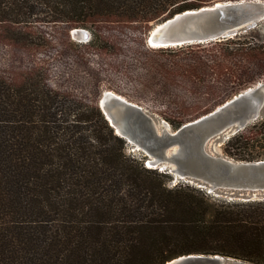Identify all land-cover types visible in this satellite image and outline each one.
I'll return each mask as SVG.
<instances>
[{"label": "trees", "instance_id": "1", "mask_svg": "<svg viewBox=\"0 0 264 264\" xmlns=\"http://www.w3.org/2000/svg\"><path fill=\"white\" fill-rule=\"evenodd\" d=\"M214 1L0 0V264H162L190 253L264 264V199L168 185L125 153L97 103L106 81L178 127L232 98L234 75L233 93L256 84L264 48L241 33L147 44L151 22ZM73 28L92 36L77 41ZM224 153L264 154V117L230 135Z\"/></svg>", "mask_w": 264, "mask_h": 264}, {"label": "water", "instance_id": "2", "mask_svg": "<svg viewBox=\"0 0 264 264\" xmlns=\"http://www.w3.org/2000/svg\"><path fill=\"white\" fill-rule=\"evenodd\" d=\"M264 19V0H217L176 12L147 32L151 47H167L231 37L241 28ZM71 36L86 41L90 33L73 28ZM98 106L114 131L126 140L151 150L158 162L178 170L208 190L229 188V199H264V158L241 160L219 152L216 146L249 123L264 117V81L248 86L213 110L175 129L157 114L110 90ZM219 194V193H217ZM162 264H255L219 254L190 253Z\"/></svg>", "mask_w": 264, "mask_h": 264}, {"label": "rangeland", "instance_id": "3", "mask_svg": "<svg viewBox=\"0 0 264 264\" xmlns=\"http://www.w3.org/2000/svg\"><path fill=\"white\" fill-rule=\"evenodd\" d=\"M155 23H158V22H151V27L150 29L153 27V25ZM84 29H87V28H84ZM90 33V37L86 40L88 41L91 36H92V32L90 29H87ZM149 31V30H148ZM147 31V32H148ZM238 33H241V38H244L246 37L247 39L249 40H253V44L257 46V50L259 49H263L264 48V19L257 22L256 24H254L253 26L251 27H247V28H241ZM147 35V34H146ZM77 40V39H75ZM78 41V40H77ZM86 41H82V42H86ZM254 56V55H253ZM241 57H238L237 59H234L233 61H237L239 60ZM214 57H212L209 61H214ZM227 61H230L232 62L231 58L230 60H224L222 61L221 63L224 65V66H229V63L230 62H227ZM207 62V58L205 57V61H204V64H206ZM214 63V62H213ZM253 65H257L256 63V60L254 59L253 60ZM233 66V65H232ZM256 67H254L255 69ZM253 69V73L252 74H256V70ZM264 72V71H263ZM234 79V83H233V86L235 85V87L239 86L240 84V81H239V77L234 75V77L232 78ZM258 81H264V74L263 76L260 78H258ZM257 81V82H258ZM103 84L101 86V93H100V96L101 94L106 91V90H110V91H113L115 93H118L120 94L121 96L125 97L127 100L129 101H132V102H135L133 100H131L130 98L122 95L121 93H119L118 91H116L115 89L113 88H110L107 86V82L104 81ZM231 87L229 90V92L232 94L231 96H234L235 94H237L238 92H235L233 93L232 90H234L235 87ZM100 98V97H99ZM98 98V100H99ZM231 98V97H230ZM228 98V99H230ZM227 99V100H228ZM98 100H97V103H98ZM226 101V100H225ZM137 104H139L138 102H135ZM139 105H142V104H139ZM143 107L147 108L149 111L153 112L152 110H150L148 107L142 105ZM155 114H157L159 117L165 119L163 116H161L159 113H156V112H153ZM169 125L171 126V129H175L177 128L176 126H174L172 124L171 121L165 119ZM185 122V121H184ZM183 122V123H184ZM182 124V123H181ZM180 124V125H181ZM227 139V138H226ZM226 139L222 140V143L221 145L219 146H216L217 150L219 152H222L223 154L224 153V143L226 141ZM126 140V139H125ZM125 153L130 155V156H135L138 160H140L144 166L146 167H150V168H155L158 172H162L164 175L162 176L163 179L166 181V183L168 185H173L179 181H183V182H190L192 184H196L197 186H201V187H204L206 188V190L208 192H212L214 193L215 195H223L221 193L217 194V192H213V191H209L208 189V186L204 183V184H198V182L196 180H194L193 178H190L188 175L186 174H183L182 172L178 171V170H172V168L170 166H166L163 162H158L159 160L157 159V157L155 156V154L151 151V150H148V149H145L144 147L140 146L137 142H134L132 140H126V146H125ZM226 155V154H225ZM261 158H264V154H262L261 156H258L256 157V159H261ZM154 161H157V162H154ZM162 164V165H161ZM181 178H184V179H181ZM225 196V195H223ZM184 255V254H183Z\"/></svg>", "mask_w": 264, "mask_h": 264}, {"label": "bare ground", "instance_id": "4", "mask_svg": "<svg viewBox=\"0 0 264 264\" xmlns=\"http://www.w3.org/2000/svg\"><path fill=\"white\" fill-rule=\"evenodd\" d=\"M154 162H157V161H154ZM162 165V164H161Z\"/></svg>", "mask_w": 264, "mask_h": 264}, {"label": "built area", "instance_id": "5", "mask_svg": "<svg viewBox=\"0 0 264 264\" xmlns=\"http://www.w3.org/2000/svg\"><path fill=\"white\" fill-rule=\"evenodd\" d=\"M181 179H184V178H181Z\"/></svg>", "mask_w": 264, "mask_h": 264}]
</instances>
